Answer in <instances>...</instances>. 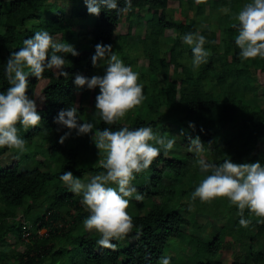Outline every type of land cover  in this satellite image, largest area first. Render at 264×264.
I'll return each instance as SVG.
<instances>
[{"label": "trees", "instance_id": "trees-1", "mask_svg": "<svg viewBox=\"0 0 264 264\" xmlns=\"http://www.w3.org/2000/svg\"><path fill=\"white\" fill-rule=\"evenodd\" d=\"M71 1L68 16L67 0L64 4L58 0H0V90L8 86L4 76L8 55L35 31L46 28L58 41L70 42L79 50V55L67 54L73 63L65 66L68 77L48 69L39 79L28 77L26 91L34 96L38 83L48 81L44 106L38 107L41 122L27 130L18 125L27 139V151L17 155L14 148L0 147V156L7 151L16 156L12 165L0 163V243L15 232L23 245L13 253L0 248V264H60L59 257L70 244L77 247L81 259L71 258L68 264H157L165 255L172 258L171 264H264V217L246 209L250 223L245 227L239 224L238 208L227 197L191 198L202 173L199 157L188 150L189 134L201 137L205 143L202 154L213 162H222L226 156L236 162H264V151L257 152L258 144H264V107L250 99L264 93L260 80L264 57H240L234 41L238 30L232 27L238 23L235 7L243 0H133L127 12L117 15L102 9L99 16L88 13L84 0ZM176 11L181 18L175 17ZM196 31L208 38L205 48L210 54L206 63L193 67L191 46L182 37ZM101 41L111 43L113 51L139 72L144 99L126 113L125 121L107 125L100 120L97 128L151 124L159 134L171 136L179 131L185 147V152H162L148 169L136 174L133 183L144 199H131L127 208L136 228L126 239L114 241L115 248L96 243L100 234L88 232L83 225L89 213L81 196L60 180L63 170L81 178L89 171L93 175L102 171L103 150L92 149L90 135L77 136L75 130L61 143L59 138L67 128L58 130L53 120L59 109L70 104L79 107L82 118H92L99 87H84L78 94L73 79L76 72L103 74L105 66L91 62L95 45ZM189 121L195 122V128ZM234 123L238 126L229 133ZM18 207L25 211V221H9L17 217ZM199 213L208 215L205 222L199 220ZM222 217L226 219L219 225ZM59 222L65 224L57 226ZM25 225L31 226L29 240L24 236ZM184 225L203 231L210 225L213 228L200 236ZM42 227L49 231L42 234ZM63 240L67 246H58ZM227 250L232 251L231 263L222 260Z\"/></svg>", "mask_w": 264, "mask_h": 264}, {"label": "clouds", "instance_id": "clouds-1", "mask_svg": "<svg viewBox=\"0 0 264 264\" xmlns=\"http://www.w3.org/2000/svg\"><path fill=\"white\" fill-rule=\"evenodd\" d=\"M84 3L90 14L99 16L105 9L120 15L131 9L133 0H84ZM235 19L238 23L232 27L238 30L234 41L240 57H264V0H247ZM182 39L191 46L193 67L207 62L210 53L205 44L209 41L204 34L187 32ZM69 53L76 56L79 50L70 42L58 41L46 28L24 37L22 46L10 52L4 63L8 86L0 90V147L14 148L17 155L27 151V139L20 134L18 125L27 130L42 120L37 97L26 91L28 77L32 75L39 79L46 69L68 77L65 66L71 64L67 59ZM91 62L94 66L104 65L103 74L88 76L76 72L73 83L78 89L99 87L92 118H82L79 107L70 104L59 109L53 120L60 126L58 130L67 128L59 138L61 143L72 135L73 130L77 136L89 134L96 147L103 150L104 159L99 161L103 170L85 179L74 175L71 170H63L60 180L70 191L81 196V203L89 213L83 225L100 234L96 243L115 248L114 241L136 228L127 211L131 199H144V194L133 183L136 174L148 169L162 152L167 154L173 149L177 136L159 134L151 124L97 128L100 120L113 125L130 109L141 104L144 85L138 82L139 72L113 51L111 43L97 42ZM189 126L195 128V122L189 121ZM188 141V150L199 157L197 163L202 173L191 194L192 200L227 197L229 203L238 208L239 224L245 227L250 223L244 215L246 209L257 217H264V162H236L230 156L222 162H213L202 154L205 143L199 135L189 134ZM171 259L170 256H161L157 264H171Z\"/></svg>", "mask_w": 264, "mask_h": 264}, {"label": "rangeland", "instance_id": "rangeland-1", "mask_svg": "<svg viewBox=\"0 0 264 264\" xmlns=\"http://www.w3.org/2000/svg\"><path fill=\"white\" fill-rule=\"evenodd\" d=\"M60 3H62V4H64V0H58ZM234 1V0H233ZM237 1V0H236ZM239 1V0H238ZM247 2V0H243L242 1V3L241 4H238L237 5V7H235L238 11L243 7V5L245 4ZM71 7H72V1L71 0H67V2H66V10H67V14H68V16H70V13H71ZM174 7L177 9L178 8V5H177V3H174ZM225 9H227L228 10V8L224 5V7L222 8V11L223 12H226L225 11ZM185 12H186V10H185ZM184 14V13H183ZM181 12H175V17L177 18V19H179V18H181ZM74 27H75V29L76 30H79L80 29V26H79V24L78 23H74ZM89 27H91V24L89 25ZM70 62V61H69ZM71 64L70 65H67V66H72V62H70ZM144 63V60L143 59H141L140 61H139V65L141 66V64H143ZM260 80H261V82H263L264 81V77H263V75L261 74L260 75ZM47 81L48 80H46V79H43V80H41L39 83H38V85H37V88H36V96L35 97H37L36 99H37V104H38V107H43L44 106V102H45V94H44V87L46 86V84H47ZM79 90L80 89H78L77 88V92H78V94H79ZM263 91V90H262ZM264 92V91H263ZM253 98V101L252 102H254V103H258V104H261L263 107H264V93H262L258 98H254L253 96H251V98L250 99H252ZM89 112L90 113H93V110H89ZM120 120H122V121H125L124 120V117L123 118H121ZM238 125H237V123H234V124H232V126H231V128H228V132L230 133L231 132V130H235L236 129V127H237ZM172 135H176L177 137H176V143H175V145H174V147H173V149H171V150H169L168 151V153L169 152H172V151H182V152H185V147L182 145V135H181V133L179 132V131H177V130H174L173 131V133H172ZM95 143H93L92 145H91V147H92V149H94L95 148ZM263 151H264V144L262 145V143L260 142L259 144H258V146H257V152H259L260 153V155L261 154H263ZM99 156H102V155H99ZM83 157H86V154H83ZM15 160H16V156H15V154H14V152L13 151H7L6 153H4V154H2L1 156H0V163L1 164H3V165H5V166H9V165H12L14 162H15ZM21 168H23V166L21 167ZM91 175H93V172L92 171H89L84 177H82V179H85V178H90L91 177ZM157 199H160V198H157ZM48 204V203H47ZM47 204L46 205H44V206H47ZM74 212V211H73ZM76 212V211H75ZM16 218H8V220L9 221H25L24 219H22L23 218V216H24V214H25V211L22 209V207H18L17 208V210H16ZM74 214H76V213H74ZM193 214V213H192ZM195 214H193V216H194ZM187 216L188 217H191V215L190 214H187ZM199 216H200V221L201 222H205L206 221V219L208 218V215H204V214H201V213H199ZM197 217V216H196ZM225 217H222V219L220 220V222H219V225H222V223H223V221H225ZM65 223L63 222L62 224H61V222H59V223H57V226H62V225H64ZM24 228V230H25V232H24V236L26 237V240H29L30 239V235H31V233H32V231H31V226H29V227H27L26 225H25V227H23ZM183 228L185 229V230H187V231H190V232H195V233H197L198 235H200V236H204V235H208V233H210V231L212 230V228H213V226L212 225H210L208 228H207V230L206 231H203V230H200V229H197V228H194V227H192V226H187V225H184L183 226ZM88 230V229H87ZM49 231V229L48 228H46V227H42L41 228V233L42 234H44V233H46V232H48ZM93 231H96V230H88V232H93ZM22 237H19V235L18 234H16L15 232L14 233H11V234H9L8 236H7V238H5V240H3L1 243H0V248H2L3 250H10V252L9 253H13V252H15L13 249H16V248H20V249H22L23 248V245L21 244L22 243V239H21ZM127 238V236H125L124 237V239H126ZM59 245H65V246H67V242L65 241V240H63V241H61V242H59L58 243V246ZM74 245H71L70 244V246H68V251L64 254V255H62L61 257H59V263L60 264H68L69 263V261H70V259L71 258H74V259H76L77 261H79V259H81V255H80V253L78 252V249H77V247H73ZM76 246V245H75ZM222 260L224 261V262H227V263H231L232 261H233V255H232V251H230V250H227V251H225L223 254H222ZM245 260V258L243 257V259H242V261H244Z\"/></svg>", "mask_w": 264, "mask_h": 264}]
</instances>
